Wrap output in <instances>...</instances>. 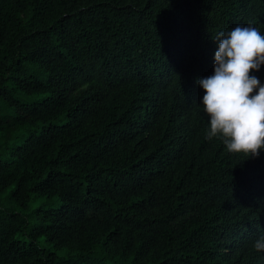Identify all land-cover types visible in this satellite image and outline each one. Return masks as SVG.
<instances>
[{"label":"trees","instance_id":"trees-1","mask_svg":"<svg viewBox=\"0 0 264 264\" xmlns=\"http://www.w3.org/2000/svg\"><path fill=\"white\" fill-rule=\"evenodd\" d=\"M249 22L264 0H0V264H264V150L206 139L197 83Z\"/></svg>","mask_w":264,"mask_h":264},{"label":"clouds","instance_id":"clouds-1","mask_svg":"<svg viewBox=\"0 0 264 264\" xmlns=\"http://www.w3.org/2000/svg\"><path fill=\"white\" fill-rule=\"evenodd\" d=\"M214 74L197 80L209 119L205 138L218 137L227 151L258 157L264 150V85L251 75L264 65V34L252 22L215 34ZM264 251V236L253 243Z\"/></svg>","mask_w":264,"mask_h":264},{"label":"rangeland","instance_id":"rangeland-1","mask_svg":"<svg viewBox=\"0 0 264 264\" xmlns=\"http://www.w3.org/2000/svg\"><path fill=\"white\" fill-rule=\"evenodd\" d=\"M44 97V95H30V96H23L21 99L23 101H26V102H33V101H38V100H41L42 98ZM3 111H6V110H3ZM39 127H31V128H28L26 130H21L19 135L20 136H24L26 133H28V131L31 129V130H37ZM1 157L4 159L6 158L5 157V154ZM60 202L58 200L57 197H51V198H36V200H34L30 207H29V210L26 211V214H28V212H31L33 209H35L36 207L40 206V205H43L44 207H51V208H57L59 206ZM13 209H15L16 207H12ZM29 218L27 219L28 222L31 224L32 223V219L30 216H28ZM42 245V241L40 242Z\"/></svg>","mask_w":264,"mask_h":264}]
</instances>
